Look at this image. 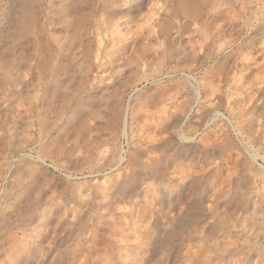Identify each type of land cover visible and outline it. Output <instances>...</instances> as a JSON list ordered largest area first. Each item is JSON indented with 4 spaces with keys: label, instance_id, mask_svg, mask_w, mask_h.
I'll use <instances>...</instances> for the list:
<instances>
[{
    "label": "rangeland",
    "instance_id": "1",
    "mask_svg": "<svg viewBox=\"0 0 264 264\" xmlns=\"http://www.w3.org/2000/svg\"><path fill=\"white\" fill-rule=\"evenodd\" d=\"M0 264H264V0H0Z\"/></svg>",
    "mask_w": 264,
    "mask_h": 264
}]
</instances>
